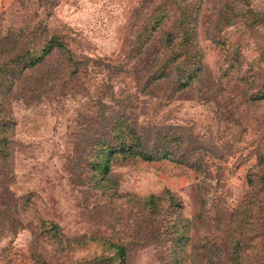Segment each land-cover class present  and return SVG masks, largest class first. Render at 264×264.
Here are the masks:
<instances>
[{"label":"trees","instance_id":"16d2710c","mask_svg":"<svg viewBox=\"0 0 264 264\" xmlns=\"http://www.w3.org/2000/svg\"><path fill=\"white\" fill-rule=\"evenodd\" d=\"M47 1L42 7L49 13L56 3ZM243 1L240 0L239 4ZM239 4L223 1L216 16L209 19L200 32L201 5H189L188 0H169V7L161 4L160 8L165 10L161 15L143 19L139 33L133 35L126 49L123 62L94 59L77 53L70 47L68 35L50 28L45 20H24L16 26L6 23L0 15V239L6 233L15 235L20 229H31L35 241L28 246L29 255L39 264H49L48 258H58V264H62L60 256L53 254L60 251L62 244H68L62 239L64 235L60 233V227L40 213L33 192L21 195L12 190L18 181L16 169L30 172L34 168V165L20 163L18 153L23 144L18 141L16 132L22 120L14 116L13 109L17 104L29 108L44 102L62 107L66 100L79 99L85 105V112L78 114L82 127L75 134L72 156L66 158L64 170L67 181L79 185L85 201H91L96 212L95 236L91 240L102 247V252L90 263L129 264L133 248L147 237L145 231H141L144 235L137 237L141 228V209L144 211L143 224L146 221L156 223L153 218L161 214L162 202L168 201L169 208L179 209L181 205L168 190L164 196L151 194L144 198L125 194L122 197L132 208L127 209L126 228L116 230L112 225L114 219H110L108 212L109 206L115 205L120 197L116 181L112 180L114 169L127 163L160 160L191 170L203 164L197 151H209L193 138L191 128L154 120L152 110L145 104L159 100L160 86L169 90L166 94L159 92L161 100L168 103L190 89H196L197 96L202 88L206 89L212 72L200 37L204 35L212 45L223 46L222 27H233L239 22L249 29L264 26V13H257L249 3H246V9L238 7ZM163 25L170 27L156 36L157 29ZM149 41H155V47L146 49L144 46ZM226 52L230 71L224 67L218 75H221L220 81H228V98L237 97L239 103L243 88L249 106L264 103V88L258 92L255 90L260 73L258 67L247 63L238 47L226 49ZM261 55H264L262 46ZM140 58L142 64L137 62ZM127 77L135 81L136 92L145 98L140 110L141 100L137 93L122 96L123 92L118 94L116 91L117 83ZM247 85L255 91L248 94ZM263 134L264 125L260 132ZM258 140V171L253 172L256 167L252 166L246 175L251 188V193L247 194L248 202L230 218L231 229H225L228 234L224 239L217 234L209 239L203 238L205 243L198 254L199 264H264V135ZM247 153L249 155L250 151ZM194 154L197 159L193 158ZM198 193L206 204V191L200 187ZM79 200L75 207L85 210L86 203H79ZM215 201L223 203L221 197H216ZM217 204H213L218 217L216 228L221 231L219 226L225 214ZM132 209L138 212L133 215ZM185 224L177 219L164 222L162 234L170 243L167 248L170 260L165 264H183L185 258H197L194 250V254L185 253L186 240H189L186 235L189 224ZM158 238L161 235L152 240ZM48 247L54 250L53 253ZM44 258L46 261L42 260Z\"/></svg>","mask_w":264,"mask_h":264},{"label":"rangeland","instance_id":"374dc122","mask_svg":"<svg viewBox=\"0 0 264 264\" xmlns=\"http://www.w3.org/2000/svg\"><path fill=\"white\" fill-rule=\"evenodd\" d=\"M223 1H236L239 4L240 0H188L189 5H201L200 32L205 29L206 22L216 16ZM47 2L0 0V15L6 23L11 22L16 26L24 20H45L51 25L50 28L68 35L70 47L77 53L113 62L124 61L126 49L133 35L139 33L144 18L149 20L161 15L165 11L160 8L161 4L170 6L167 5L169 0L157 1V6L156 0H54L56 5L48 13L42 7ZM246 3L257 13H264V0H244L238 7L246 9ZM150 12L151 15L147 16ZM169 27H159L156 36ZM220 37L225 43L223 46L212 45L205 40L204 35L200 37L212 72L206 89L202 88L198 96L196 89H190L168 103L161 100L159 92L166 94L169 90L166 86H160L159 100L154 104H145L146 108L152 110L154 120L191 128L193 138L203 143L210 152L197 151L203 164L191 170L160 160L153 163H127L114 169L112 180L116 181V191L120 197L115 205L109 206L108 212L110 219H114L112 225L116 230L126 228L127 209L132 208L125 203L127 199L122 197L125 194L144 198L151 194L164 196L168 190L181 205L179 209L169 208L168 201L162 202L161 214L153 218L156 223L146 221L143 224L144 211L141 209V228L137 237L144 235L141 231H145L147 237L143 242L134 244L129 264H165L170 260L167 251L170 243L162 234L164 222L170 219L189 224L185 253L189 255L195 251L197 258H185L183 264H199L198 254H201V247L205 243L203 238L209 239L217 234L221 240L224 239L231 229L230 218L248 202L247 194L251 193V188L246 175L252 166L256 167L252 169L255 173L259 168L256 164L260 144L258 138L264 135H260L264 125V103L249 106L243 96V88L239 103L237 97L228 98V81H220L218 72L224 67L230 71L226 49L238 47L245 61L258 67L260 73L255 90H262L264 55H261V46L264 47V26L249 29L239 22L233 27H222ZM154 42L149 41L144 47L153 48ZM137 62L141 63V58ZM222 85H225L220 88L223 93L219 94ZM247 86L248 94L255 91L250 85ZM116 91L118 94L123 92L122 96H134L137 93L135 81L130 77L124 78L123 82L117 83ZM137 96L141 100V105L137 107L140 110L145 98L139 93ZM63 103L62 107L47 102L29 108L15 105L14 116L22 120L16 132L18 141L23 144L18 157L20 163L34 165V168L30 172L16 169L18 181L12 190L19 191L21 195L33 192L40 213L60 227V233L64 235L62 239L68 244H62L60 251L55 253L49 247L48 251L60 256L62 264H91L90 261L102 252V247L91 240L95 236L96 212L91 201H85L86 197L77 187L79 185L67 181V172L64 170L66 158L72 156L75 134L82 127L78 114L85 112V105L79 99ZM132 104L135 105L134 101ZM193 158L197 159V155L194 154ZM200 187L206 191V204L200 200ZM64 189L66 191L62 192ZM76 196L80 199L79 203H86L85 210L75 207ZM216 197H221L223 203H215ZM213 204H217L225 214L219 226L221 231L216 228L218 217ZM131 211L133 215L138 212L137 209ZM31 233V229H20L15 235L6 233L0 239V264H39L28 253L30 242L35 241ZM160 235L158 242L152 240ZM48 259L49 264H58V258ZM42 260L46 261V258Z\"/></svg>","mask_w":264,"mask_h":264}]
</instances>
